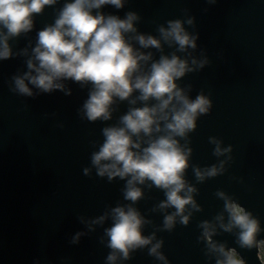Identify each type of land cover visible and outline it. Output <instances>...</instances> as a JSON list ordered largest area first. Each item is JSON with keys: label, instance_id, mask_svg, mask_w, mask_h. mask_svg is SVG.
Here are the masks:
<instances>
[{"label": "water", "instance_id": "1", "mask_svg": "<svg viewBox=\"0 0 264 264\" xmlns=\"http://www.w3.org/2000/svg\"><path fill=\"white\" fill-rule=\"evenodd\" d=\"M72 2L55 0L32 14L31 30L10 36V56L0 59V264H217L224 257L210 249L205 224L213 230L212 244L234 250L243 264H264L259 247L264 242V0H123L120 8L105 4L92 10L93 15L119 19L128 13L137 16L135 31L123 35L150 59L140 62L134 77L147 75L161 57L175 55L192 68L174 81L177 88L190 101L197 96L209 101L192 130L173 134L187 153L181 195L192 188L195 205H185L180 215L174 206L160 207L166 190L150 180L134 185L142 195L131 201L125 198L130 176L109 179L92 163L105 142L104 129L124 127L122 117L131 110L159 101L142 100L139 90H133L123 100L113 98L109 119L92 121L83 108L94 90L91 82L60 79L56 83L62 89L43 92L25 79L32 95L16 88V78L35 75L28 62L38 65L33 52L38 33L53 26ZM177 20L195 37V48L181 51L162 38L160 29ZM139 35L152 36L160 47H142ZM172 104L180 107L175 99ZM165 123L160 121L161 130L147 136L129 132L140 144L133 151L169 135ZM212 168L217 172L208 176ZM226 201L257 222L252 247L241 246L238 227L226 231L221 226L230 223ZM118 207L134 209L142 219V237L151 238L149 244L130 249L127 259L109 247L107 230ZM167 216H174L170 228L165 227ZM181 216L188 217L187 223ZM158 242L163 259L149 252ZM109 255L115 260L110 262Z\"/></svg>", "mask_w": 264, "mask_h": 264}, {"label": "clouds", "instance_id": "2", "mask_svg": "<svg viewBox=\"0 0 264 264\" xmlns=\"http://www.w3.org/2000/svg\"><path fill=\"white\" fill-rule=\"evenodd\" d=\"M53 3L55 0H0V28L6 29V32L0 33V59L10 56L8 38L31 30L32 14L41 12L45 5ZM105 4L120 8L123 0H73L72 3L66 4L55 24L38 33L37 46L33 49L38 65L33 64L31 60L28 62V68L34 70L35 75L26 73L24 78H16V88L22 94L32 95L25 79L43 92L62 89L63 85L56 83L60 79L91 82L94 90L83 108L87 118L92 121L98 118L109 119V107L113 98L123 100L129 97L133 90H139L142 100L154 98L159 101L158 105L153 107L145 106L131 110L122 117L124 127L104 129L105 142L93 155L92 163L97 166L99 175L107 174L109 179L115 176H130L125 198L131 201H136L142 195L141 190L134 185L144 183L145 179L150 180L154 185L166 190L167 200L160 207L174 206L175 215H180L185 205H195L190 195L192 188H188L187 192L181 195L185 188L182 173L187 166V153L178 147L173 134L184 136L187 131L192 130L197 114L208 110L209 101L203 96H197L195 100L190 101L177 88L174 81L186 71H192V68L185 60L175 55L171 58L161 57L158 62L152 63L151 71L147 75L134 77L140 62L150 59V55L135 51L123 35L135 31L133 21L137 16L128 13L125 19H119L115 16L105 17L99 13L92 14L93 9H100ZM188 23H191V20ZM160 32L165 41L175 42L181 51L186 47L196 46L195 37H190L185 32L179 20L169 21L168 28H161ZM136 39L144 48L160 47V41L152 36L139 35ZM192 63L195 65L197 62L193 60ZM199 66H203V62ZM174 99L180 107L172 104ZM166 110L171 111L170 118ZM160 121L166 122L165 128L170 134L150 141L142 151H133L139 149L140 144L134 142L128 133L138 135L143 132L147 136L153 131L159 132ZM216 152L221 153L219 146ZM216 172L217 169L212 168L206 174L212 176ZM196 175L202 179L204 174L197 171ZM225 207L230 214V223L221 226L226 231L231 230L233 226L238 227L241 230V246L252 247L256 244L257 222L234 203L226 201ZM113 212L114 223L107 230L109 247L119 250L127 259L130 249L149 244L151 238L142 237L139 230L142 219L134 209L125 211L118 207ZM173 219L174 216L165 218L166 228L172 226ZM181 220L187 223L188 217L181 216ZM203 227V235L210 249L220 252L224 257L223 260H218L217 264H243L234 250L225 251L223 246L212 244L213 230H210L208 224ZM159 247L158 242L149 252L163 259L157 251ZM259 247L261 259H264V243L259 244ZM108 260L114 261L115 256L109 255Z\"/></svg>", "mask_w": 264, "mask_h": 264}, {"label": "rangeland", "instance_id": "3", "mask_svg": "<svg viewBox=\"0 0 264 264\" xmlns=\"http://www.w3.org/2000/svg\"><path fill=\"white\" fill-rule=\"evenodd\" d=\"M261 243H264V242H261ZM261 243H260V244H261ZM260 253H261V250H260Z\"/></svg>", "mask_w": 264, "mask_h": 264}]
</instances>
